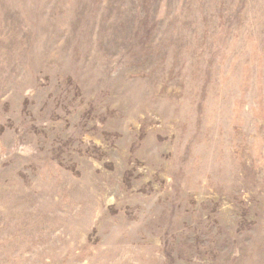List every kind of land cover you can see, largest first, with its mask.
<instances>
[{
  "label": "rangeland",
  "instance_id": "obj_1",
  "mask_svg": "<svg viewBox=\"0 0 264 264\" xmlns=\"http://www.w3.org/2000/svg\"><path fill=\"white\" fill-rule=\"evenodd\" d=\"M0 264H264V0H0Z\"/></svg>",
  "mask_w": 264,
  "mask_h": 264
}]
</instances>
